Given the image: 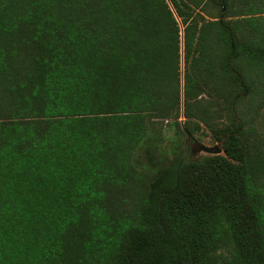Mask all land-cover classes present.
I'll return each mask as SVG.
<instances>
[{"label":"trees","instance_id":"16d2710c","mask_svg":"<svg viewBox=\"0 0 264 264\" xmlns=\"http://www.w3.org/2000/svg\"><path fill=\"white\" fill-rule=\"evenodd\" d=\"M263 108L264 0H0V264H264Z\"/></svg>","mask_w":264,"mask_h":264},{"label":"rangeland","instance_id":"374dc122","mask_svg":"<svg viewBox=\"0 0 264 264\" xmlns=\"http://www.w3.org/2000/svg\"><path fill=\"white\" fill-rule=\"evenodd\" d=\"M219 11L217 7H211L210 4H207L204 7V11L203 14L204 16L209 19L211 18V16L216 17L218 15ZM235 17H230L228 19H233ZM254 97H256L257 99L254 101L255 103H259L261 96L259 95H249L247 96L244 100H241L237 105H236V109L237 112L240 116H243L244 118H249L252 116L253 111H248V106L249 103L251 106L254 105V103H251V99H254ZM207 99V96H203L201 98V101H204ZM251 108V107H250ZM201 124V130L199 132H196L194 135L195 137L205 143L206 145L209 146H213L217 143H219L220 141H217L214 134L211 132V130L207 127V125H205L203 122H200ZM255 124L256 126L259 127V130H263L264 129V108L260 111L258 117L255 120ZM162 126V138L164 141V146L167 147V149H170L173 144L179 142L182 144V146L184 148H187L188 143H187V135L180 133L176 127H174V125L172 124L171 120L168 121H163L161 123ZM205 154L204 152L201 153H195V154H191L189 153L187 157L190 158H195L198 156H201Z\"/></svg>","mask_w":264,"mask_h":264},{"label":"water","instance_id":"95a60500","mask_svg":"<svg viewBox=\"0 0 264 264\" xmlns=\"http://www.w3.org/2000/svg\"><path fill=\"white\" fill-rule=\"evenodd\" d=\"M182 39H183V32H182ZM183 53V49H182ZM181 86H182V112H183V105H184V94H183V86H184V63L182 62V74H181ZM183 129L187 135V149L183 160H185L191 150L193 154L204 152L205 154H223V142H219L213 146L206 145L205 143L199 141L187 128L183 126Z\"/></svg>","mask_w":264,"mask_h":264},{"label":"flooded vegetation","instance_id":"af4514ba","mask_svg":"<svg viewBox=\"0 0 264 264\" xmlns=\"http://www.w3.org/2000/svg\"><path fill=\"white\" fill-rule=\"evenodd\" d=\"M189 153H191V154H192L191 150H190V152H189Z\"/></svg>","mask_w":264,"mask_h":264}]
</instances>
